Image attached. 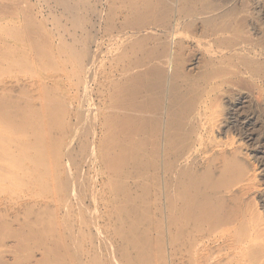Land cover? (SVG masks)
<instances>
[{"label":"rangeland","instance_id":"374dc122","mask_svg":"<svg viewBox=\"0 0 264 264\" xmlns=\"http://www.w3.org/2000/svg\"><path fill=\"white\" fill-rule=\"evenodd\" d=\"M15 1L17 2L16 10L10 8L9 1L0 0V2L6 6L5 12L0 14V48L3 46L2 49L4 48L3 52H5L3 54L4 56H0V63L4 65H0V94L3 93L5 98H17L19 103L18 108L22 111L23 118L25 119V126H19L11 121L2 127L1 132L5 136L10 132L23 134L24 142L27 143V145H32L35 141L41 142V135L38 133V127L42 128L45 121L41 119L42 111L40 112L39 110H41L45 102L48 101L49 112L50 115H52L49 116L48 119V124L50 126L48 158L50 187L47 199V201L49 200L48 224L46 226L41 224L45 217L43 213L44 207L46 206L43 198L44 192L42 191L40 185L34 186L25 193V197L22 198L24 200L17 199V203L22 204V208L20 207L17 212L16 205L13 207L10 202L0 204V213H2L0 214V244L6 239H10L8 241L13 242L25 237L29 238L30 236L35 239L46 237L49 241L52 240V242L65 241L67 243H75L78 241L87 242V240L90 241L91 239L97 244H101L103 242L105 244H111L110 246L107 244L106 247L103 243L101 246L104 247L103 250H101L102 248L98 249L99 251L96 250L101 255L99 256L101 257L103 263L107 260L109 263V258L107 257L109 256L112 257L113 263L118 261V264L121 260V264H264V88H262L264 85L249 80L247 76H243V78H241L242 81H240V79H231L229 75L226 77L224 76L221 80L226 82L223 86L224 88H216L211 91L208 94L209 99H206L202 108L198 107V105L194 106L196 109L193 111V115H189V118L191 119L190 121H194L193 123H195L196 121L194 119V115L196 114L198 116L201 109H203V113L206 111V115L204 114V117L207 118H204V122L208 125L205 126L204 132L202 130L200 131L198 136L200 137L201 134L204 136H201L202 145L199 144L194 146V148L191 146L187 150H181V154L184 156L183 158H185L186 155L187 160H192V171H201L208 165L211 167L210 176L206 178V181H204L211 187V189L203 191L200 197L201 205L206 206L204 215H206L208 219H204L205 223L203 222L204 225L200 226L198 231H205L209 228L214 232L221 234L223 232V235L226 236L223 242L218 238L219 235L216 234L215 240H211L212 242L210 241V243V239L207 237V241L206 239H199L195 244L192 237L191 221H187L188 218L185 217V211L181 207H177V212H174V214L178 216L179 223L175 225L173 220L175 215L170 212L169 208L166 207V198L162 192V175L160 174V152L162 140L160 138L151 140L153 142L150 140H144L141 133H138L136 139L130 141L129 139H131V137H129L130 132L128 131L130 130L131 125L127 122L122 123L123 121H126L124 119L129 114L131 115L133 113L130 105L131 102H134V99L131 98L130 87L134 81L136 84L141 82V80H137V73L145 67L146 68L142 70V73H144L143 78L145 76V80H143V87L146 86L148 90L153 88L158 91L160 88L156 85L159 83V80L154 77L152 78L150 75L155 69H159L161 65L164 66L165 70L163 72V77L165 78L162 79V85L165 83V86L168 87L164 92H162L163 96H161V99L163 98L162 102L165 104L164 106L166 108L168 107L166 101L170 100L169 94H171L172 89L171 83L173 81V69H171L169 66L170 64H167L166 62L162 64V62L158 59V56L161 55V52L163 53V49L166 48L163 47L161 43L163 44L168 41L169 39L167 40V38H171L172 35L170 36V34L163 31V28L158 26L156 27L154 25L143 28V30H135V32L134 29H129L130 31L126 30L124 28L125 22L123 19H118V21L112 20V16L109 14L111 0H104L106 1V4L104 1L103 3H100V1L97 0ZM186 1L187 0H178V2L177 0H174V2L171 0L165 1L167 5L170 3L171 7L174 5L173 9H175V14H173L174 17L171 16L172 18H170L169 21H172L173 19V21L176 22L177 19L180 18L179 14L177 15L176 12L182 13L185 11ZM192 2L195 4H191L190 7L191 10L195 11L192 12V15L189 17L190 19H187L191 22L190 26L185 28L182 21L183 27L178 29L179 31H182L179 33H182L185 36L187 34L188 35L186 38L183 36L181 41L173 39V46H170L172 49L170 53L171 56L179 50L177 51V55L179 58L178 63L181 72L179 74L177 73V76L180 78V85L183 83V80L190 81L194 79L196 75L205 71V62L214 60L208 56L207 53H205V51L207 52V48L217 51L216 44L214 45L211 43V46L207 47L204 41L207 39L205 38L204 33L209 28L208 26H204L205 24L203 23V18L206 16H214L217 14L224 16L227 14L223 21L218 22V27H220L223 22L226 23V21H231L232 19L233 25L230 26L231 28H235L237 26L242 27L244 32L248 31L247 34H242H245L253 41L257 40L256 43L264 42V0H193ZM119 6H123V4ZM203 12L205 15L200 16ZM10 14L12 15L9 18ZM195 14H197V16H195ZM192 16L194 19L193 22ZM183 19H185V17ZM107 26L111 27L106 28ZM26 27H30V29L28 30ZM151 28L152 30H150ZM22 29L24 34L21 32ZM31 29L32 31H30ZM156 29H158V31ZM147 30L151 31L152 34ZM153 30L156 33H153ZM121 31L127 32H122V35ZM143 31L147 34H143ZM17 33H20L22 38ZM29 33L34 35H30V37L33 38L32 47H34L35 50L31 61L27 57V51L29 50L28 47L30 48V44L28 43ZM116 33L117 35H115ZM232 33L233 32L230 31L227 32L226 38L230 37ZM235 33L240 34L239 31H236ZM15 34L17 37L19 36L17 38V40H19L17 43L16 41L13 43L10 38ZM160 34H165L166 36H162ZM199 34L202 36L200 37ZM134 35H137V38ZM260 35H263V37ZM110 36L112 38L114 36V38L119 36L121 39L118 37L116 38L118 40L115 41V39L112 40ZM124 36L129 37L131 42L127 37L123 40ZM7 38L9 41H7ZM196 38H200L201 40H195ZM163 39L164 42H160V40L163 41ZM23 40L25 44H23ZM142 40L148 42V48L145 47L146 43L143 42L142 46L145 45L143 50L142 48L140 49ZM156 41L159 46L156 44ZM211 41L214 43L216 42L213 37H211ZM45 42H48V44ZM114 42L117 43V45ZM153 42H155V44H153ZM5 43L7 45H5ZM200 43L203 44L201 45ZM8 44H11V48ZM118 44L120 45L118 46ZM46 46V49L49 52L47 55L49 57L47 58L49 65L47 72L42 70L43 63H41L44 59L42 51ZM18 49L20 53L18 52ZM203 49L206 50L204 51ZM144 50L147 51L145 56L143 54ZM100 51L101 53L99 54ZM102 51L104 52L102 53ZM21 52H23V54L25 52V54L23 55ZM148 52H151V57L154 59L148 57ZM243 53H246L245 50ZM15 55H18L19 58L16 57L13 62L11 57ZM235 55H237V53H235ZM35 58L38 61H33ZM141 59L144 60L142 61ZM138 62L140 63L137 64ZM13 63L14 65H10ZM128 63L131 66L126 65ZM123 65L126 66L123 67ZM261 66L264 67V65ZM134 67L137 69L135 70ZM27 69L28 71H26ZM152 69L153 71H151ZM130 71L131 76L129 74ZM142 73H140V75ZM5 75L7 77H5ZM44 75H47V81H44ZM103 76H105V78ZM120 76L122 78L129 76L130 78L128 77L122 79ZM101 80L103 81L101 82ZM116 80L119 82H116ZM244 81L245 84L243 83ZM246 81L250 82L247 84ZM229 82L233 83L230 84ZM238 83L239 85H244L243 88L241 85L239 86ZM236 84L240 88L236 86ZM125 85H129V89L126 87L124 91L123 89ZM122 86L123 89L121 90L123 93L119 89ZM162 87H164V85ZM214 87L215 86L213 85V88ZM115 91L116 94L114 93ZM125 93L127 95L123 96ZM185 94H188V91L183 89L181 96L183 97ZM258 95H260V97ZM127 96L128 100H126ZM147 96L150 97L152 94L148 92ZM215 96L220 97L217 99L218 97ZM258 97L260 99H258ZM125 101L126 103L128 102L127 104L129 105H125L126 108H128H125L124 110L122 105L125 104ZM120 103L121 107H119ZM137 105L138 104H136V106ZM147 105L149 106L150 104ZM112 106L118 107L117 110L120 109V111L124 113L122 114L119 110L118 112ZM107 108L111 110L108 109L107 111ZM231 108H233L234 112ZM126 113L128 115H126ZM179 113L181 114L180 119L181 117L185 118V112H183V114L182 111L180 112L179 110ZM122 115L126 116L123 117ZM149 115L151 117L153 116L152 114L139 116L140 121L138 125L136 124V126H142L141 124H144L143 118H148ZM32 117H34L33 120ZM118 117L119 119L121 118V121ZM106 119L108 120L106 121ZM110 119L112 121L115 120L116 122H111L109 121ZM238 121L241 126H239ZM110 122L112 124L108 125ZM118 124H120V126ZM101 126H108L107 128L112 127V130L108 129L107 133L105 132L107 131V128H103ZM124 126H126V130L128 127L130 128L127 131L124 129L121 130V127L123 128ZM113 127H115V129ZM155 127L156 125H151L149 126V129L156 133L158 129ZM237 127L239 128L237 129ZM117 131H125L123 139L121 137L123 136V132L119 133ZM127 132L129 133L128 139L126 137ZM110 133L112 135H110ZM111 136H113L114 139ZM106 139H110V142L109 140L106 141ZM117 139L118 141H116ZM119 140L121 142L122 140H125V142L123 141L124 143L122 144L119 143ZM117 143L120 147L117 146ZM144 144H147V147L143 146ZM158 144L159 146H157ZM130 145L133 147L132 153H128L131 152V147H129ZM125 148L126 153H124ZM10 149L15 155L17 154L15 148ZM108 149H110V151H108ZM121 149L124 150L122 151L124 154L122 156L120 155V157L119 154L121 153L118 151H121ZM196 149V155L195 152H193V157L192 151H195ZM28 151H31L29 152V158L38 157L34 154L33 149ZM190 151L192 156H189ZM113 154H116V157ZM2 155L5 157L4 154H0V177L7 182L0 185L1 191H6L12 188L9 184L10 181L17 182L16 179L18 178H22V180L25 179L27 181L30 178L29 176H36L35 169L40 170V167L37 166L38 164H32L28 165L25 168V171H13V164L11 160H5L1 157ZM125 156L128 157V160ZM111 157L113 160L115 159L121 163L123 162L120 165V162L117 163L114 161V163H116L115 166L119 164L120 167L118 165L116 168L113 165L114 163H112L113 160ZM119 157H123L127 160V163L123 158L121 160ZM109 158L111 159L109 160ZM195 159L197 161H195ZM104 160H107L111 166H108L107 163L105 164L106 161ZM147 160L148 162H146ZM227 161L228 163L226 168L227 166L237 167L236 173H230L229 171L224 172L223 175H221ZM112 166L116 168H113L115 171L112 169ZM118 169L120 170V173L117 171ZM24 172L26 175L23 174ZM64 183H67L68 186L65 185L67 186L65 187ZM111 183L113 185H111ZM12 192L16 193V190H12ZM222 194H224L225 197ZM206 197L207 200L205 199ZM13 199L14 201L16 200L15 196ZM25 204L28 205L26 206ZM33 204H35V206ZM23 208H26V210ZM119 212H121V214H119ZM9 216L11 218H9ZM13 218H16L15 221ZM13 222L17 223V225L15 226V223ZM23 222L28 223V225L25 223L23 224ZM18 224H22V226L18 227ZM48 225L51 226L49 227ZM51 227H53V229ZM235 230H239L237 231L238 234ZM50 231L52 233H50ZM174 234L176 237H174ZM239 235L240 237H237ZM11 236H13V239ZM15 237L16 239H14ZM217 238L218 240H216ZM222 238H224V236ZM108 241H111V243ZM112 246L114 247L112 248ZM109 247L111 251H109ZM234 250L235 252H233ZM106 251L107 254H104ZM117 254L118 256H115ZM41 255V253H37L33 256H36L35 258L30 257L25 259L12 250L6 252V254L1 257L2 259L3 257L5 259L2 260L0 258V264H4L5 262L7 264H53ZM13 256L18 257L14 260ZM40 257L42 259H40ZM117 257L118 259L115 261ZM72 264H74V262H72Z\"/></svg>","mask_w":264,"mask_h":264},{"label":"bare ground","instance_id":"6f19581e","mask_svg":"<svg viewBox=\"0 0 264 264\" xmlns=\"http://www.w3.org/2000/svg\"><path fill=\"white\" fill-rule=\"evenodd\" d=\"M9 1L10 3V8L16 10V6H17V2L15 0H7V2ZM88 1V0H87ZM97 1H100V3H103L104 0H97ZM166 0H111V7H110V10H109V14L112 16V20L115 21L118 19H123L124 22H125V26L124 28L128 31H130L129 29H134V32L135 30H143V28H146L150 25H154V26H158L160 28H163V31L167 32V34H170V36L172 35L171 38H167L168 41H166L165 43H161V45H163V47H166L165 49H163V53L161 52V55L158 56V59L162 62V64L164 62H166L167 64H170V68L173 69V81H172V89H171V94L170 95V100L166 101V104L168 105V107L166 108L164 105V103L162 102V99H161V96L162 95V92H164L167 87L165 86V83L163 84L164 87H162V79L165 78L163 77V72H164V66L161 65V67L159 69H155L153 71V69L151 71L152 74L150 75L152 78L154 77L155 79H158L159 80V83L156 85L158 86L160 89L157 91L156 89H153V88H148L150 90H148L145 87H143L144 83H143V80H145V76L143 78V74L142 73V70L144 69H141V71L137 73V80H141V82H138V84H136V82L134 81V83H132L131 85V92H130V95H131V98L134 99V102H131V107L132 108V114L128 115L126 113V115H128L124 120L126 121H123V118H122V123H125L127 122L129 125H131V128L128 127V129L130 128V130L128 132H130V134L127 132V139H128V134H129V137H131V139H129L130 141L131 140H135L138 133H141V136L143 137L144 140H153L155 138H160L162 141V147H161V154H160V174L162 175V192L164 193V196H165V200H166V203H167V208L170 209V212L174 214V212H177V207H181L184 211H185V217L188 218L187 221H191V229H192V237H193V240L195 242V244L198 242V240H203V239H206L207 237L210 239L209 240V243L211 240H215V237H216V234L217 237L223 242L226 238L225 235H223L224 233L222 232L221 233H218V232H214L212 229H209L207 228L205 231L204 230H201V231H198L199 227L204 225V219H208L206 215H204L205 213V205H201L200 203V197H201V194L203 191H206L208 189H211V187L206 184L204 181H206V178L210 176V170H211V167L210 165H208L207 167H205L203 170L201 171H198V170H193L192 171V160H187L186 159V155H185V158H183L184 156L181 154V150H187L189 149L191 146H197V145H202L201 143V136H203L201 134L200 137L199 136V133L200 131L202 130L204 132V129H205V126H208L204 120L207 119L204 117V114L206 113V111L203 113V109H201V111L199 112L198 116L195 114V123H193L192 121H190L191 119L189 118V115H193V111L196 109L194 108V106L198 105V107H201L202 108V105H204L203 103L206 101V99H209V93L213 90H215L216 88H222L224 85H225V81H221L222 80V77L224 78V76L226 77L227 75H229L231 77V79H237L240 81H242L241 78H243V76H247L249 80L251 81H254V82H257V83H260L261 85L263 84L264 85V67H262L261 65H264V42L261 43V42H257V40L253 41L252 39H250L249 37H247L245 34L248 33L247 32H244V29L242 27H230L231 25H233V21L231 19V21H226V23H222V25L220 27H218V22L220 21H223L225 18H226V15L225 14L224 16L222 15H214V16H204L205 18H203V23L205 24L204 26H208L207 28V31H205L204 33V36L205 39V44L207 47L211 46V43L212 44H216L217 45V51L216 50H212L211 48H207V52L205 51V53L208 54V56H210L212 59L214 60H209L206 63L205 65V71H202L201 73H199L198 75H196L194 77V79L190 80V81H187V80H183V83L180 85V78L177 76V73L179 74L181 72V70L179 69V63H178V55H177V50L175 52V54L173 53L172 56H171V48L170 46L172 47V41L173 39L174 40H178V41H181L182 37L184 36L186 38V36L188 35H184L182 33H179V32H182V31H179L178 29L180 27H183V24H182V21L184 23V26L185 28H188L190 26V21L187 20L191 15H192V12L195 11V10H191V4H193L194 2H192L191 0H187L185 2V11H183L182 13H177L176 14L178 15L179 14V17L180 18H176L177 21H169L170 18L174 17L173 14H175V9H173V6L171 7L170 6V3L168 5L165 3ZM174 2V0H171ZM3 2V1H2ZM0 2V14L3 12H5V8L6 6ZM106 1H104L105 3ZM171 2V3H173ZM176 2V1H175ZM178 2V0H177ZM106 4V3H105ZM123 4V6H119ZM195 4V3H194ZM183 5V4H181ZM86 6V5H85ZM8 7V6H7ZM28 7V6H27ZM176 7V5H175ZM29 8V7H28ZM179 9V8H178ZM9 10V8H8ZM30 11V10H28ZM103 11V10H102ZM177 11V10H176ZM8 12V11H7ZM200 12V11H199ZM199 12H196V13H199ZM11 13V12H9ZM13 14V13H12ZM10 14L9 15V18L10 16L12 15ZM209 14V13H208ZM202 15H205V13L203 12V14H201L200 16ZM98 16H99V13H98ZM172 16V17H171ZM195 16H197V14H195ZM5 17V16H4ZM103 17V16H102ZM185 17V19H183ZM197 18V17H196ZM195 18V19H196ZM231 18V17H229ZM100 19V18H99ZM109 19V18H108ZM190 19V18H189ZM192 19H193V16H192ZM191 19V20H192ZM187 20V21H185ZM103 21V20H102ZM185 21V22H184ZM194 21V19L192 20V22ZM196 21V20H195ZM7 23V22H6ZM5 23V24H6ZM103 23V22H102ZM109 23V22H108ZM123 23V22H122ZM3 24V23H1ZM30 24V23H29ZM112 24V23H111ZM10 25V24H9ZM116 25V24H115ZM118 25V24H117ZM195 25V24H194ZM29 26V25H28ZM104 26V25H103ZM203 26V27H204ZM105 27V26H104ZM111 27V26H109ZM108 26L106 28H109ZM121 27V26H120ZM202 27V28H203ZM113 28V26H112ZM118 28V27H117ZM6 29V27H5ZM20 29V28H19ZM18 29V30H19ZM26 29H30V27H26ZM111 29V28H110ZM149 29V28H148ZM159 29V28H158ZM158 29H156L158 31ZM17 30V31H18ZM114 30V29H113ZM152 30V28L150 29ZM155 30V28H154ZM153 30V33L155 32ZM162 30V29H161ZM32 31V29L30 30ZM133 31V30H132ZM145 31V30H144ZM143 31V34H145ZM149 31V30H147ZM233 32L231 34L230 37H227L226 38V33L227 32ZM236 31H239L240 34H237L235 33ZM19 32V31H18ZM23 33V29L21 31ZM124 32V31H121V33ZM127 32V31H125ZM124 32V33H125ZM151 33V31H149ZM160 32V31H159ZM189 32V31H188ZM192 32V30H191ZM195 32V30H194ZM33 33V32H32ZM114 33V32H113ZM120 33V32H119ZM118 33V34H119ZM138 33V32H137ZM156 33V32H155ZM163 33V32H162ZM242 33H245V34H242ZM20 37H21V34L20 33H17ZM24 34V33H23ZM22 34V35H23ZM34 34V33H33ZM147 34V33H146ZM152 34V33H151ZM159 34V33H158ZM182 34V35H180ZM193 34V33H192ZM202 34V33H201ZM263 34V32H262ZM1 35V34H0ZM30 33L28 34V43L30 44V48L28 47V51H27V57L29 58V60L31 61V59H33V56H34V47H32V37H30ZM117 35V33L115 34ZM123 35V33H122ZM126 35V34H125ZM128 35V34H127ZM154 35V34H153ZM162 35V34H160ZM165 34H163L162 36H164ZM197 35V34H196ZM200 35V34H199ZM18 36V37H19ZM31 36H34V35H31ZM112 36V35H111ZM110 36V37H111ZM129 36H133V35H129ZM135 36V35H134ZM149 36V35H148ZM161 36V37H162ZM166 36V35H165ZM202 35H200L201 37ZM225 36V37H224ZM261 37H263V35H260ZM17 35H13L11 36V40L12 42L14 43L16 41H19L17 40ZM24 37V36H23ZM115 37V36H114ZM112 38L115 39V41H117L119 36H116V38ZM123 37V36H122ZM127 37V36H126ZM126 37L124 36V39H126ZM137 38V35L135 36ZM153 37V36H152ZM151 37V38H152ZM169 37V36H168ZM175 37V38H173ZM193 37V36H191ZM211 37H213L216 42H212L211 41ZM22 38V37H21ZM110 38V39H111ZM120 38V37H119ZM128 40H129V37H127ZM142 38V37H141ZM154 38V37H153ZM152 38V39H153ZM158 38V36H157ZM155 38V39H157ZM8 39V38H7ZM25 39V38H24ZM121 39V38H120ZM119 39V40H120ZM154 39V40H155ZM197 39H200V38H196L195 40ZM260 39V38H258ZM1 40V39H0ZM122 40V41H123ZM127 40V41H128ZM141 40V39H140ZM153 40V41H154ZM176 40V41H177ZM187 40V39H186ZM194 40V39H193ZM201 40V39H200ZM203 40V39H202ZM9 41V39L7 40ZM44 41V40H43ZM46 41V40H45ZM111 41V40H110ZM121 41V42H122ZM130 41V40H129ZM128 41V42H129ZM138 41V40H137ZM261 41V40H259ZM24 42V40H23ZM125 42V41H124ZM131 42V41H130ZM139 42V41H138ZM146 43V46L148 48V42H145L144 40L141 41V46H140V49L144 48V46H142V44ZM160 42H164V39L163 41L160 40ZM159 42V43H160ZM46 44H48V42H45ZM112 43V42H111ZM115 43V42H114ZM127 43V42H126ZM21 44V42H20ZM25 44V42L23 43ZM37 44V43H36ZM117 45V43H115ZM114 44V45H115ZM123 44V42H122ZM130 44V43H129ZM137 44V42H136ZM153 44H155V42H153ZM156 44H157V41H156ZM201 44V43H200ZM203 44V43H202ZM201 44V45H202ZM5 45H7L5 43ZM9 45V44H8ZM112 45V44H111ZM120 44H118L119 46ZM139 45V44H138ZM158 45V44H157ZM10 48H11V44L9 45ZM26 46V45H25ZM43 46V45H42ZM48 46V45H47ZM47 46L43 49L42 51V55H43V67H42V70L46 71L48 70V60L47 58H49L47 55H48V51H47ZM113 46V45H112ZM123 46V45H122ZM125 46V44H124ZM136 46V45H135ZM159 46V45H158ZM181 46V45H180ZM3 46H1L0 48V56H4L3 54L5 52H3V49H2ZM8 47V46H7ZM15 47V46H14ZM36 47H39V46H36ZM132 47V46H131ZM139 47V46H138ZM13 48V47H12ZM16 48V47H15ZM14 48V49H15ZM21 48V47H20ZM19 48V49H20ZM118 48V47H117ZM120 48V47H119ZM124 48V47H122ZM170 48V49H169ZM176 48V47H175ZM205 48V46H204ZM19 49H18V52H19ZM26 49V48H25ZM42 49V48H41ZM135 49V48H134ZM158 49V48H157ZM168 49V51H167ZM214 49V48H213ZM216 49V48H215ZM11 50V49H10ZM17 50V49H16ZM49 50V48H48ZM121 50V49H120ZM124 50V49H123ZM245 50L246 53H243ZM12 51V50H11ZM14 51V50H13ZM23 51V50H22ZM148 51V49H147ZM146 50H144V56L146 55L147 53ZM156 51V50H155ZM9 52V51H8ZM17 52V51H15ZM104 51H102L103 53ZM143 52V51H142ZM241 52V53H239ZM12 53V52H11ZM20 53V52H19ZM18 53V54H19ZM23 54V52H21ZM101 53V51L99 52V54ZM106 53V52H105ZM129 53V52H128ZM153 53V52H152ZM158 53V52H157ZM169 53V54H168ZM235 53H237V55H235ZM25 54V52H24ZM23 54V55H24ZM98 54V55H99ZM138 54V53H137ZM142 54V56H143ZM238 54H242V55H238ZM136 55V54H135ZM141 55V53H140ZM186 55V54H185ZM6 56V55H5ZM100 56V55H99ZM103 56V55H101ZM139 56V55H138ZM141 56V58H142ZM156 56V55H154ZM153 56V57H154ZM19 58L18 55L16 56H13L11 57V60H13V62L15 61V59ZM106 57V56H105ZM133 57V56H132ZM140 57V56H139ZM148 57H151V52L149 53L148 52ZM170 57V58H169ZM209 57V58H210ZM27 58V59H28ZM101 58V57H100ZM103 58V57H102ZM144 58V57H143ZM151 59H154L151 57ZM37 60L36 58L33 60L35 61ZM127 60V59H126ZM142 61L144 59H141ZM170 60V62H169ZM38 61V60H37ZM36 61V62H37ZM153 61V60H152ZM203 61V59H202ZM21 62V61H20ZM24 62V61H22ZM35 62V63H36ZM101 62V61H99ZM151 62V61H150ZM169 62V63H168ZM204 62V61H203ZM32 63V62H30ZM34 63V64H35ZM40 63V64H41ZM120 63V62H119ZM124 63V62H123ZM126 63V62H125ZM134 63V61H133ZM132 63V64H133ZM136 63V61H135ZM140 62H138L137 64H139ZM165 63V64H166ZM23 64V63H22ZM33 64V63H32ZM39 64V65H40ZM101 64V63H100ZM149 64V62H148ZM155 64V63H154ZM0 65H2L0 63ZM10 65H14L13 64H10ZM8 65V66H10ZM41 65V66H42ZM99 65V64H98ZM126 65H129L126 64ZM126 65H123L126 66ZM151 65V64H150ZM4 66V65H2ZM37 66V64H36ZM102 66V65H100ZM131 66V65H129ZM136 67H138L137 65H135ZM32 67V66H31ZM122 67V68H123ZM128 67V66H127ZM126 67V68H127ZM148 67V66H147ZM10 68V67H9ZM98 68V67H97ZM134 69L136 70L137 68L134 67ZM149 69V68H147ZM169 69V68H168ZM202 69V68H201ZM13 70V69H12ZM41 70V69H40ZM134 70V71H135ZM28 71V69L26 70ZM101 71V70H100ZM105 71V70H104ZM132 71V70H131ZM131 71H130V76H131ZM133 71V72H134ZM199 71V70H198ZM49 72V71H48ZM124 72V71H123ZM122 72V73H123ZM147 72V71H146ZM23 73V72H22ZM26 73V72H25ZM30 73V72H28ZM121 73V74H122ZM140 73H142L140 75ZM125 74V73H124ZM124 74H123V77H124ZM128 74V73H127ZM126 74V75H127ZM136 74V73H135ZM139 74V76H138ZM166 75V74H165ZM221 75V76H220ZM1 76V74H0ZM98 76H101V75H98ZM147 76V74H146ZM168 76V75H167ZM220 76V77H219ZM5 77H7L5 75ZM25 77V76H23ZM29 77V76H28ZM105 78V76H103ZM121 77V76H120ZM129 77V76H128ZM128 77H125V78H128ZM139 77V78H138ZM148 77V76H147ZM44 81H47V75H44ZM100 78V77H99ZM119 78V77H118ZM122 78V77H121ZM125 78H122V79H125ZM130 78V77H129ZM42 79V78H41ZM133 79V77H132ZM191 79V78H189ZM246 79V78H245ZM114 80V79H113ZM134 80V79H133ZM136 80V78H135ZM244 80V79H243ZM43 81V82H44ZM103 80H101L102 82ZM105 81V80H104ZM125 81V80H124ZM131 81V79H130ZM116 82H119L116 80ZM115 82V84H116ZM121 82V81H120ZM127 82V81H126ZM125 82V83H126ZM156 82V81H155ZM158 82V81H157ZM228 82V81H227ZM250 82V81H249ZM248 81H246V83L248 84L249 83ZM48 83V82H47ZM46 83V85H47ZM122 83V82H121ZM120 83V84H121ZM130 83V82H129ZM149 83V82H148ZM230 83V82H229ZM233 83V82H232ZM230 83V84H232ZM245 84V81L243 82ZM136 84V85H134ZM170 84V85H171ZM134 85V86H133ZM148 85V84H147ZM213 85L215 86L213 88ZM239 85V83H238ZM236 84V86H238ZM241 85V84H240ZM239 85V86H240ZM2 86V85H1ZM129 86V85H128ZM128 86L125 85L124 89H123V86L121 88H119L120 90L123 89L125 91L126 87L128 88ZM238 86V87H239ZM242 86V85H241ZM244 86V85H243ZM242 86V88H243ZM40 87V86H39ZM117 87H118V84H117ZM151 87V85H150ZM154 87V86H153ZM237 87V88H238ZM255 87V86H254ZM113 88V87H112ZM111 88V90H112ZM116 88V86H115ZM146 88V90H145ZM211 88V89H210ZM224 88V87H223ZM240 88V87H239ZM260 88V87H258ZM264 88V87H262ZM2 89V88H1ZM4 89V88H3ZM118 89V88H117ZM116 89V90H117ZM118 89V90H119ZM129 89V88H128ZM127 89V90H128ZM183 89L185 91H188V94H185L183 97L181 96L182 94V91ZM119 90V92H120ZM228 90V89H227ZM38 91V90H37ZM109 91H110V88H109ZM114 91V90H113ZM122 91V90H121ZM223 91V90H222ZM105 92V91H104ZM148 92H150V94H152V96H147L148 95ZM225 92V91H224ZM229 92V91H228ZM116 94V91L114 92ZM113 93V94H114ZM121 93V92H120ZM119 93V94H120ZM123 93V91H122ZM128 93V92H126ZM125 93V95L123 94V96H126L127 94ZM260 93V92H259ZM264 93V92H263ZM105 94V93H104ZM114 94V95H115ZM117 94V95H119ZM166 94V92H165ZM180 94V96H179ZM103 95V94H102ZM113 95V96H114ZM129 95V94H128ZM122 96V97H123ZM260 97V95H258ZM6 97H9V96H6ZM215 97H218L217 99H219L220 96H215ZM258 97V99H260ZM113 98V97H111ZM115 98V97H114ZM128 96L126 97V100ZM130 98V96H129ZM130 98V99H131ZM6 99V100H5ZM39 101V100H38ZM217 101V100H215ZM238 101V100H237ZM124 103V102H123ZM128 103V102H127ZM126 101H125V104L122 105L124 110L126 108L127 104ZM133 103V104H132ZM228 103V102H226ZM18 100L17 98H5L4 97V94H0V154H4L5 157L2 155L1 157L4 158L5 160H11L12 162V170L13 171H18V172H22L23 170L25 171V168L28 166V165H32V164H35L37 165L38 167H40L38 169H35L36 171V176H29V180H22V178H18L16 179V181H10L9 184L11 185L12 188L6 190V191H1L0 190V204H5L7 202H10L13 207L14 205H16L17 209H16V212L20 209V207L22 206L21 203H17V199H22L23 197H25V193L30 190V188L34 187V186H39L41 187L42 191L44 192V195H43V198H44V201H45V207H44V210H43V213H44V219L42 221V225L43 226H46L48 224V202L49 200L47 201L48 199V196H49V177H50V171H49V162H48V158H49V124H48V119H49V116H52L50 115V112H49V104H48V101L45 102L44 106H42L41 110H39L40 112L42 111V117L41 119H43L45 121L44 125L42 126V128L38 127V130H39V134L41 135V142H38V141H35L34 144L32 145H27V143L24 142V137H23V134H19V133H14V132H10L9 134H7L6 136L2 134L1 132V129L2 127H4L5 125H7L8 123H10L11 121L14 123V124H17L19 126H25L24 123H25V119L23 118V113L22 111L20 110V108H18ZM136 104H138L136 106ZM147 104H150L148 106ZM207 104V103H206ZM126 105V106H125ZM210 105V104H209ZM224 105V104H223ZM222 105V106H223ZM233 105V104H232ZM41 106V105H40ZM105 106V105H104ZM117 106V105H116ZM113 107L117 110L118 107ZM125 106V107H124ZM146 106V108H145ZM234 106V105H233ZM236 106V105H235ZM26 107V106H25ZM25 107H24V110H25ZM119 107H121V103L119 104ZM213 107H214V104H213ZM232 107V106H231ZM262 107V106H261ZM51 108V107H50ZM102 108V107H101ZM128 108V107H127ZM126 108V109H127ZM235 108V107H234ZM109 108H107L106 110L108 111ZM223 109V108H222ZM232 111H233V108H231ZM111 110V109H109ZM114 110V109H113ZM112 110V111H113ZM115 110V112L117 113V111L120 109H118L117 111ZM129 110V109H128ZM179 110L180 112L182 111L185 112V118L181 117L180 119V116L181 114L179 113ZM206 110V108H205ZM228 110V109H227ZM235 110V109H234ZM118 111V112H119ZM261 111V110H260ZM111 112V111H110ZM121 112V111H120ZM129 112V111H128ZM202 112V113H201ZM234 112V111H233ZM106 113V112H104ZM113 113V112H112ZM122 113V112H121ZM124 113V112H123ZM122 113V114H123ZM130 113V112H129ZM231 113V112H230ZM238 113V112H237ZM138 114V115H137ZM140 114V115H139ZM144 114H152L153 116L151 117L149 115L148 118H145L144 116V124H141L142 126H136V124L138 125L139 121H140V118L139 116L141 115H144ZM180 114V115H179ZM184 114V113H183ZM211 114V113H210ZM120 115V114H119ZM126 115H122L123 117H125ZM206 115V114H205ZM110 117V116H109ZM108 117V119H109ZM120 117V116H119ZM118 117V119H119ZM207 117V116H206ZM216 117V116H215ZM220 117V116H219ZM227 117V116H226ZM34 117H32V120H33ZM111 118V117H110ZM113 118V117H112ZM117 118V117H116ZM205 118V119H204ZM229 118V117H228ZM232 118V116H231ZM29 119V118H28ZM106 119V121L108 120ZM121 121V118L119 119ZM229 120V119H228ZM235 120V119H234ZM240 121H242L241 119H239ZM111 122H114L115 120H109ZM219 121V120H218ZM237 121V119H236ZM109 123L108 125L112 124V123ZM116 122V121H115ZM243 122V121H242ZM241 122V123H242ZM232 123V122H231ZM101 124H106V123H101ZM117 124V123H116ZM230 124V123H229ZM238 124H239V121H238ZM254 124V123H253ZM31 125V124H30ZM114 125V124H113ZM120 126V124H118ZM122 125V124H121ZM151 125H156L157 127V132H152L150 129H149V126ZM220 125V124H219ZM249 125V124H248ZM32 126V125H31ZM176 126V127H174ZM218 126V125H217ZM236 126V125H235ZM239 126H241V124H239ZM34 127V126H33ZM103 127V126H101ZM108 126L106 127H103V128H107ZM154 127V126H153ZM155 127V128H156ZM173 127V128H172ZM229 127V125H228ZM36 128V127H35ZM101 128V129H103ZM112 128V127H111ZM111 128H107V132L108 133V129L110 130ZM115 129V127H113ZM118 128V127H117ZM233 128V127H232ZM239 127H237L238 129ZM28 129V128H27ZM126 130V126H124L123 128L121 127V130ZM127 129V130H128ZM223 129V128H222ZM241 129V128H240ZM29 130V129H28ZM112 130V129H111ZM120 130V129H119ZM126 130V131H127ZM225 130V128H224ZM242 130V129H241ZM210 131V130H209ZM244 131V130H243ZM104 132V131H103ZM104 132V133H105ZM119 132V131H117ZM120 132H123V131H120ZM119 132V133H120ZM125 132V131H124ZM124 132L122 133L123 137H124ZM208 132V131H207ZM29 133V132H27ZM117 133V134H119ZM243 133V132H242ZM106 134V133H105ZM116 134V132H115ZM208 134V133H207ZM244 134V133H243ZM110 135H112L110 133ZM121 135V134H119ZM108 136V135H107ZM114 136V135H113ZM113 136H111L113 138ZM117 136V135H115ZM110 137V136H109ZM108 137V138H109ZM119 137V136H117ZM125 137V138H126ZM204 137V136H203ZM202 137V138H203ZM240 137V136H239ZM111 138V140H112ZM105 139V138H104ZM114 139V138H113ZM206 139H207V135H206ZM109 142H110V139H108ZM106 139V141H108ZM126 140V139H125ZM125 140H122V142L120 141L119 143H124ZM104 141V142H106ZM115 141V140H114ZM118 141V139L116 140ZM124 141V142H123ZM129 141V142H130ZM159 141V140H158ZM140 142V141H139ZM153 142V141H151ZM113 143V142H111ZM147 143V142H145ZM138 144V143H137ZM108 145V144H107ZM113 145V144H112ZM116 146V145H115ZM117 146L120 147L117 143ZM125 146V145H124ZM136 146V145H135ZM145 147H147V144L143 145ZM151 146V144H150ZM159 146V144L157 145ZM131 147V145L129 146ZM137 147V146H136ZM142 147V146H141ZM140 147V148H141ZM201 147V146H200ZM10 148H15L16 149V152L17 154L15 155L14 152L11 151ZM115 148V147H113ZM127 148V147H126ZM126 148H125V152L126 153ZM158 148V147H157ZM197 148V147H196ZM34 150V154H36L38 157L37 158H29V152L31 151H28V150ZM130 149V148H129ZM142 149V148H141ZM140 149V150H141ZM104 150V149H103ZM132 150H133V147H131L130 151L131 152H128V153H132ZM139 150V149H138ZM163 150V151H162ZM227 150V149H226ZM232 150V149H231ZM108 151H110V149H108ZM117 151V150H116ZM122 151H124L123 149H121V151H118L120 152L121 154H119V156L123 155L124 153H122ZM142 151V150H141ZM155 151H156V147H155ZM196 151H192L195 152V155H196ZM202 151V150H201ZM107 152V150H106ZM105 152V154H106ZM139 152V151H138ZM6 153V154H5ZM111 153V152H110ZM127 153V154H128ZM142 153V152H140ZM190 153V154H189ZM189 156H192L191 155V151L189 152ZM108 154V152H107ZM201 154V153H200ZM109 155V154H108ZM114 156L116 154H113ZM126 155V154H125ZM206 155V154H205ZM210 155V154H209ZM106 156V155H105ZM118 156V155H117ZM120 156V157H121ZM128 156V155H127ZM125 156V157H127ZM156 156V154H155ZM109 157V156H107ZM116 157V156H115ZM122 160V158H120ZM193 157H194V153H193ZM197 157V156H196ZM202 157V155H201ZM112 158V157H111ZM109 158V160L111 159ZM102 159H105V158H102ZM117 159V158H116ZM118 159V160H119ZM124 159V158H123ZM128 160V157L126 158ZM189 159V158H188ZM200 159V158H199ZM198 159V160H199ZM108 160V161H109ZM113 160V158H112ZM125 160V159H124ZM127 160L126 163H127ZM142 160H143V157H142ZM145 160V158H144ZM106 161L105 164L107 163L108 166H111V164L109 162H107V160H104ZM115 162H120V161H117V160H113L110 161L112 163ZM195 161H197L195 159ZM148 162V160L146 161ZM201 162V161H200ZM207 162V161H206ZM205 162V164H206ZM109 163V164H108ZM123 163V162H122ZM120 162V165L122 164ZM220 163V162H219ZM228 161L226 162L225 166H224V169L222 170V173L221 175H223L224 172H229L230 173H236V169L237 167H228L226 168V165H227ZM116 163H114L113 165L115 166ZM125 164V163H124ZM199 164V162H198ZM105 165V166H107ZM119 165V164H118ZM117 165V166H118ZM119 165V167H120ZM148 165V164H147ZM112 166V169L113 168H117V166ZM126 166V165H125ZM197 166V165H196ZM202 167V166H201ZM3 168V167H2ZM111 168V167H109ZM115 168V169H116ZM124 168V167H123ZM200 168V167H199ZM6 169V168H5ZM115 169H113L115 171ZM9 170V169H7ZM11 170V171H12ZM10 171V170H9ZM30 171V170H29ZM117 171H119L120 173V170L118 169ZM4 172V171H3ZM5 172H8V171H5ZM113 172V171H112ZM25 174V172L23 173ZM26 175V174H25ZM148 175V174H147ZM146 175V176H147ZM121 176V175H120ZM116 177V176H115ZM152 177V176H151ZM112 178V177H111ZM144 179V178H143ZM78 181V180H77ZM148 181V180H147ZM233 181V180H232ZM4 182H7L6 180L2 179V177H0V185L3 184ZM112 182V181H111ZM129 182V181H128ZM30 183V184H29ZM80 183V182H79ZM78 183V184H79ZM72 184V183H71ZM115 184V183H114ZM67 185V183H64V186ZM111 185H113L111 183ZM68 186V185H67ZM65 186V187H67ZM76 186V185H75ZM161 186V185H160ZM119 187V186H118ZM147 187V186H146ZM70 188V187H69ZM72 188V187H71ZM172 188V189H171ZM171 189V191H170ZM12 190H16V193H13ZM20 190V191H19ZM71 190V189H69ZM156 190V189H155ZM232 190V189H231ZM136 191V190H135ZM144 191V190H143ZM142 191V192H143ZM215 191V190H214ZM222 191V190H221ZM230 191V190H229ZM118 192V191H117ZM139 192V191H138ZM226 192V191H225ZM231 192V191H230ZM224 193V192H222ZM135 194V193H134ZM138 194V193H137ZM154 194V193H153ZM133 195V194H132ZM221 195V194H220ZM224 196V194H222ZM225 195H228V194H225ZM14 196H15V201H14ZM139 196V195H138ZM146 196V195H145ZM144 196V197H145ZM168 196V197H167ZM214 196V195H213ZM212 196V197H213ZM130 197V195H129ZM128 197V199H129ZM141 197V196H140ZM163 197V196H162ZM216 197V196H214ZM220 197V196H218ZM222 197V196H221ZM225 197V196H224ZM126 198V197H125ZM133 198V197H132ZM138 198V197H137ZM143 198V197H141ZM152 198V197H151ZM27 199V197H26ZM207 200V197L205 198ZM24 200V199H22ZM120 200V199H119ZM132 200V199H131ZM138 200V199H137ZM164 200V199H162ZM179 200V202H178ZM51 201V200H50ZM130 201V200H128ZM127 201V202H128ZM135 202V201H134ZM164 202V201H163ZM213 202V201H212ZM29 203V201H28ZM137 203V202H136ZM162 203V202H161ZM206 203V202H205ZM37 204V203H36ZM66 204V203H65ZM128 204V203H127ZM135 204V203H134ZM158 204V203H157ZM163 204V203H162ZM246 204V203H245ZM244 204V205H245ZM26 205V204H25ZM28 205V204H27ZM26 205V206H27ZM35 206V204H33ZM123 205V204H121ZM226 205V204H225ZM228 205V204H227ZM124 206V205H123ZM148 206V205H147ZM164 206V204H163ZM158 207V205H157ZM22 208V207H21ZM123 208V207H122ZM241 208V207H240ZM14 209V208H13ZM12 209V210H13ZM24 209V208H23ZM26 210V208L24 209ZM143 210V209H142ZM145 210V209H144ZM1 211V210H0ZM21 211V210H20ZM164 211H165V208H164ZM241 211V210H240ZM14 212V211H13ZM123 212V211H122ZM138 212V211H137ZM164 213V212H163ZM179 213V212H178ZM2 214V213H0ZM17 214V213H16ZM119 214H121V212H119ZM118 214V215H119ZM144 214V213H143ZM155 214V213H154ZM166 214V212H165ZM4 215V214H3ZM1 215V216H3ZM175 215V214H174ZM7 216H8V213H7ZM183 216V215H182ZM216 216V215H215ZM246 216V215H245ZM4 217V216H3ZM1 217V218H3ZM153 217V216H152ZM151 217V218H152ZM164 217V216H163ZM9 218H11L9 216ZM19 218V217H17ZM166 218V216H165ZM256 218V217H255ZM7 219V218H6ZM14 221L16 218H13ZM12 219V221H13ZM30 219V218H29ZM253 219V217H252ZM174 224L177 225L179 222V218L178 216H174ZM172 220V221H173ZM18 221V220H17ZM20 221V220H19ZM138 221V220H137ZM168 221V220H167ZM169 221L171 223V220L169 218ZM213 221V220H212ZM11 222V220H10ZM9 222V223H10ZM22 222V221H20ZM19 222V223H20ZM26 222V221H25ZM23 222V224L25 223ZM50 222V221H49ZM52 222V221H51ZM144 222V221H143ZM204 222V223H203ZM15 223V222H13ZM148 223V222H147ZM169 223V222H168ZM182 223V222H181ZM187 223V222H186ZM26 225H28V223H25ZM144 224V223H143ZM15 226L17 225V223L14 224ZM137 225V224H136ZM188 225V223H187ZM264 225V224H263ZM22 224H18V227H21ZM49 226V225H48ZM47 226V227H48ZM51 226V225H50ZM49 226V227H50ZM165 226V225H164ZM225 226V225H224ZM8 227V225H7ZM17 227V229H18ZM143 227V226H142ZM141 227V228H142ZM234 227V226H233ZM41 228V227H40ZM53 229V227H51ZM165 228V227H164ZM172 228V227H171ZM188 228V227H187ZM204 228V227H203ZM166 229V228H165ZM179 229V228H177ZM33 230V229H32ZM51 230V229H50ZM187 230V229H186ZM264 230V229H263ZM28 231V230H27ZM31 231V230H30ZM29 231V232H30ZM34 231V230H33ZM32 231V233H33ZM38 231V230H37ZM41 232H43L42 230H40ZM45 231V229H44ZM47 231V230H46ZM52 231V230H51ZM50 231V233H52ZM177 231V230H176ZM236 231V230H235ZM239 231V230H237ZM236 231V233H237ZM246 231V230H245ZM25 232V231H24ZM35 232V231H34ZM49 232V230H48ZM170 232V230H169ZM230 232V231H229ZM31 233V234H32ZM125 233V232H124ZM168 233V232H167ZM22 234V233H21ZM176 234V232H175ZM174 234V237H176ZM238 234V233H237ZM17 235V234H16ZM20 235V234H19ZM23 235V234H22ZM45 235V234H44ZM129 235V233H128ZM131 235V234H130ZM188 235V234H186ZM224 238H222L223 236ZM14 236V235H13ZM13 236L12 239H13ZM25 236V235H24ZM165 236H166V233H165ZM178 236H179V232H178ZM222 236V237H221ZM18 237V235H17ZM123 237V236H122ZM237 237H240L237 236ZM259 237V236H258ZM3 238V237H2ZM22 238V237H21ZM218 238L216 240H218ZM222 238V239H221ZM245 238V237H244ZM11 239V240H12ZM16 239V237L14 238ZM82 239V238H81ZM90 239V238H89ZM152 239V238H151ZM186 239V238H185ZM188 239V237H187ZM249 239V238H248ZM10 239H6L4 242H1L0 244V258L2 256H4L6 254V252L8 251H12L14 250L16 254L20 255V257L22 258H30V257H33L34 255H36L37 253H41L42 255L41 256H44L45 259H48L49 261H51L53 264H72V262L75 263H78V264H114V263H117V259L118 257L116 258L115 261L117 262H114L113 263V259L112 257H109V263H108V260L106 262L103 263V261L101 260V255L96 251L98 249H101L103 250L104 247H101L102 244L104 243H95L94 241H92L90 239V241L87 240V242H75V243H67L65 241L61 242V241H57V242H52L49 241V239H47L46 237L45 238H41V239H35L34 237H25L23 239H18L16 241H8ZM75 240V239H73ZM135 240V239H134ZM81 241V240H80ZM187 241V240H186ZM207 241V239H206ZM109 242V241H108ZM139 242V241H138ZM168 242V241H167ZM212 242V241H211ZM241 242V241H240ZM111 243V241L109 242ZM126 243V242H125ZM188 243V242H187ZM217 243V241H216ZM226 243V241H225ZM108 244V243H107ZM107 244L104 243V245L107 247ZM207 244V243H206ZM109 245V244H108ZM111 245V244H110ZM109 245V246H110ZM113 245V243H112ZM260 245V243H259ZM197 246V245H196ZM245 246V245H244ZM114 246H112L113 248ZM200 247V246H199ZM201 248V247H200ZM240 248V247H239ZM107 249V248H106ZM105 249V250H106ZM194 249H195V246H194ZM191 250V249H190ZM189 250V251H190ZM236 250V249H235ZM235 250L233 252H235ZM238 250V249H237ZM99 251V250H98ZM109 251L110 250V247H109ZM116 251V250H114ZM113 251V252H114ZM188 251V252H189ZM201 251V250H200ZM185 252V251H183ZM228 252V251H227ZM226 252V253H227ZM102 253V251H101ZM107 254V251L104 252V254ZM117 253V252H116ZM111 254V253H110ZM197 254V253H196ZM100 255V256H99ZM103 255V254H102ZM104 256V255H103ZM102 256V258H103ZM114 256V255H113ZM115 256H118L115 255ZM188 256H189V253H188ZM196 256V255H195ZM193 256V257H195ZM215 256V255H214ZM236 256V255H235ZM264 256V255H263ZM14 257V256H13ZM18 257V256H17ZM16 256L14 257V260L15 258H17ZM36 257V256H35ZM33 257V258H35ZM106 257V256H105ZM106 257V259H107ZM120 257V256H119ZM8 258V257H6ZM11 258V257H10ZM32 258V259H33ZM114 258V257H113ZM190 258V257H189ZM202 258V256H201ZM2 259V258H1ZM3 259H5L3 257ZM2 259V260H3ZM31 259V260H32ZM40 259H42L40 257ZM115 259V258H114ZM181 259V258H180ZM203 259V258H202ZM7 260V259H6ZM18 260V259H17ZM21 260V259H20ZM44 260V258H43ZM104 260V259H103ZM121 260V259H120ZM253 260V259H252ZM24 261V260H23ZM27 261V260H25ZM46 261V260H45ZM203 261V260H202ZM209 261H210V258H209ZM212 261V260H211ZM2 262V261H1ZM20 262V261H19ZM120 262V261H119ZM122 262V260H121ZM121 262L119 264H121ZM207 262V261H206ZM218 262V261H217ZM209 263V262H208ZM3 264V263H1ZM4 264H7L6 262ZM45 264V263H43ZM49 264V263H48ZM118 264V263H117ZM192 264V263H191ZM195 264V263H194ZM203 264H206V263H203ZM214 264V263H213Z\"/></svg>","mask_w":264,"mask_h":264}]
</instances>
